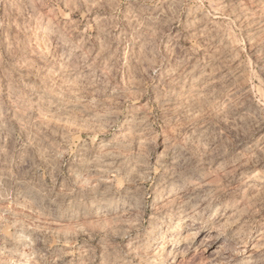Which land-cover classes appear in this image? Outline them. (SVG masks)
Listing matches in <instances>:
<instances>
[{
	"label": "rangeland",
	"instance_id": "rangeland-1",
	"mask_svg": "<svg viewBox=\"0 0 264 264\" xmlns=\"http://www.w3.org/2000/svg\"><path fill=\"white\" fill-rule=\"evenodd\" d=\"M0 264H264V0H0Z\"/></svg>",
	"mask_w": 264,
	"mask_h": 264
},
{
	"label": "bare ground",
	"instance_id": "bare-ground-1",
	"mask_svg": "<svg viewBox=\"0 0 264 264\" xmlns=\"http://www.w3.org/2000/svg\"><path fill=\"white\" fill-rule=\"evenodd\" d=\"M199 223H200V222H199ZM200 224H201V223H200ZM198 225H199V224H198ZM220 248H221L222 250H223V248H224V250H226L227 247H225V246L222 247V246H221ZM221 249H220V250H221ZM226 252H227V250H226Z\"/></svg>",
	"mask_w": 264,
	"mask_h": 264
}]
</instances>
